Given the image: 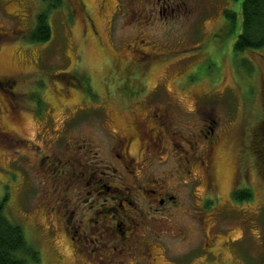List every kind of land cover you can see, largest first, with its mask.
Segmentation results:
<instances>
[{"label": "rangeland", "instance_id": "obj_1", "mask_svg": "<svg viewBox=\"0 0 264 264\" xmlns=\"http://www.w3.org/2000/svg\"><path fill=\"white\" fill-rule=\"evenodd\" d=\"M241 3L61 0L49 9L52 0H0V29L8 32L0 39V72L23 71L19 89L33 91L19 121L3 110L7 106L0 108V128L15 130L51 153L46 143L50 126L106 146L114 129L138 120L156 126L153 108L169 107L172 114V140L152 148L159 162L155 172L172 174L167 184L177 195L176 202L169 200L156 214L170 225L148 226L152 236L137 251H126L124 259L118 237L105 239L109 249L91 251L98 236L90 234L94 222L81 228L86 237L71 229L66 233L58 218L61 210L52 207L41 178L31 170L39 155L27 148L29 142L13 144L23 146L25 158H19L16 147L0 144V201L39 251V259L22 254L28 264H264V172L261 153L250 147L256 136L261 138L256 146H264V46L234 50L241 20L233 27L225 10L240 16ZM47 8L51 37L32 41L33 19ZM3 104L7 101L0 90ZM206 124L220 134L212 167L217 204L204 201L200 162L206 142L192 136ZM138 147L135 141L133 152ZM188 167L193 169L186 176L189 183H180ZM233 188H249L251 197L237 200ZM105 197L111 198L104 194L99 200Z\"/></svg>", "mask_w": 264, "mask_h": 264}, {"label": "flooded vegetation", "instance_id": "obj_2", "mask_svg": "<svg viewBox=\"0 0 264 264\" xmlns=\"http://www.w3.org/2000/svg\"><path fill=\"white\" fill-rule=\"evenodd\" d=\"M8 10L5 12L11 16L12 13ZM33 28L34 26L30 32ZM6 35L8 32L1 27L0 39ZM22 77L23 71L17 75L0 72V90L7 101V104L0 105V108L7 106L3 110L7 113L10 111L17 121L21 117V107H29L25 98L33 92L31 87L19 89ZM106 116L108 117L107 114ZM151 117V122H157L156 126L149 127L144 120H138L139 122L128 124L126 129H114V139L107 142L106 146L105 143L97 144L98 141H93L90 137L74 136L69 134V131L63 132L60 128L50 126L52 133L46 143L49 141L47 147H52V152H44L40 145L30 142L17 131L9 130L3 125V128H0V144L5 142L8 144L5 146L16 147L14 150L19 153V158H25L23 152H20L24 151L23 146L17 147L13 144L23 143L24 140L29 142L27 148L32 152L36 149L39 155L35 160L36 169L31 170L41 178V190L47 198H51L50 204L54 203L52 207L61 210L58 218L64 223L66 233L71 229L74 235L81 234L86 237V229L81 228L85 222H94L97 226L91 227L90 234L98 236L95 241L97 245L91 248V251L95 253L97 249H109L110 243L105 239L109 241L118 237L123 246L119 254L124 259L126 251H137L139 245L146 243V237L151 235L148 226L160 224L162 219L157 218L156 214L166 209L163 208L166 202L177 201V195L167 184L172 174L162 177L155 172L159 169V162L156 161L158 158L152 150L164 146V140L168 143L173 138L169 126L172 119L171 109L153 108ZM158 125L163 126V131L157 129ZM192 136H203L202 139L206 142L205 157L201 158L200 162L204 166L203 180L207 188L204 201L217 204L218 198L212 191L215 179L212 167L215 162L213 154L220 134L214 126L206 124ZM255 139H252L250 147L258 152ZM135 141H139V147L133 152ZM195 156L197 159V155ZM16 158L13 161L17 160ZM184 170L185 175H180V183L187 184L189 180L186 176L191 175L193 169L188 167ZM104 178L107 181H103ZM234 188L231 194L236 190ZM104 194L110 195L111 198L105 197L101 202L99 197ZM109 213L111 217H108ZM119 217L123 220H118ZM161 223L170 225L165 220ZM205 237L210 238V235L206 233ZM72 238L74 240V237ZM112 248L117 249L115 245H112ZM208 251L211 255L214 254L213 249Z\"/></svg>", "mask_w": 264, "mask_h": 264}, {"label": "trees", "instance_id": "obj_3", "mask_svg": "<svg viewBox=\"0 0 264 264\" xmlns=\"http://www.w3.org/2000/svg\"><path fill=\"white\" fill-rule=\"evenodd\" d=\"M52 1L54 4L49 6V9L57 7L61 3V0ZM49 9L37 13L35 26L30 33L32 41H46L51 37V25L48 20ZM225 15L233 27L239 17L241 20L240 31L234 43L235 51L258 49L264 46V0H242L240 16L237 11L232 9H226ZM261 128L264 129L262 123ZM254 138H256V144L258 141L260 142L259 136ZM257 149L261 153L259 154L261 156L259 167L264 172V146L261 150L259 147ZM233 195L237 200H246L251 197V190L239 188L234 191ZM22 254L39 259V251L27 239L22 225L8 217L4 211V201H0V264H28Z\"/></svg>", "mask_w": 264, "mask_h": 264}, {"label": "bare ground", "instance_id": "obj_4", "mask_svg": "<svg viewBox=\"0 0 264 264\" xmlns=\"http://www.w3.org/2000/svg\"><path fill=\"white\" fill-rule=\"evenodd\" d=\"M90 260V259H89ZM91 261V260H90Z\"/></svg>", "mask_w": 264, "mask_h": 264}]
</instances>
